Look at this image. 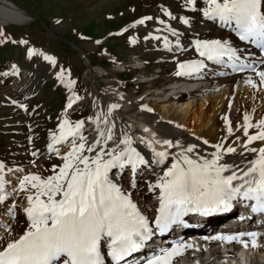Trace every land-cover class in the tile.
<instances>
[{
	"label": "bare ground",
	"instance_id": "obj_1",
	"mask_svg": "<svg viewBox=\"0 0 264 264\" xmlns=\"http://www.w3.org/2000/svg\"><path fill=\"white\" fill-rule=\"evenodd\" d=\"M235 1L158 0L159 5L150 17L152 26L144 37L145 47L163 55L159 61H167L169 68L146 73V60L135 53L133 63L140 74L136 78L140 80L137 85L144 88L143 92L126 95L118 87L107 85L102 88L95 74L101 68L95 69L87 62L89 77L93 80L86 95L89 102L86 98V102L78 100L69 88L58 132L47 135L48 140L43 147L32 146V150L25 151V170L30 174L33 171L42 173L56 158L55 154L64 146L72 145L73 151L65 158V164L59 167L58 173L33 197L21 198L8 192L0 172V199L6 197L8 202L7 206L0 205V255L36 229L37 225L31 222V214L37 209L44 216L45 224H55L69 216L80 220L90 212L100 221L107 204L116 207L117 212L128 220H149L155 213V203L159 201L161 192L169 184L203 191L206 184L214 182L222 173L264 158V63L260 64L251 49L237 43L231 28H225L231 23L226 10L233 7ZM261 1L264 18V0ZM28 18L11 3L0 0V26L20 25ZM147 25L141 22L135 24V28H146ZM213 40L227 42L236 56L234 61L245 62L252 71L233 74L225 67V62L205 61V45ZM12 76L13 84L21 95L25 97L34 93V85H28L17 74ZM4 80L1 76L0 83ZM159 84H163L162 87ZM237 86L251 88L250 103L238 101ZM221 89L223 94L215 99L212 106L211 135L207 139L197 138V135L208 126L209 119L204 122L200 115L195 114L189 124L185 116H178L179 128L146 111V107L152 109L148 101L154 105L178 104L186 97L194 98ZM85 103L91 109L90 119L71 127L68 116L84 107ZM64 127L66 132H62ZM210 138L211 141L208 140ZM0 167V171L10 170L5 162H1ZM112 167L115 168L114 173L121 172L126 176L120 173L115 179L108 173ZM22 168L16 166L10 170L11 174L16 172L18 174L15 175L21 176ZM132 168L135 172L131 171ZM141 171L144 177L138 180ZM132 173L136 178L133 181ZM233 213L230 220L238 216L244 220L254 218L244 204L234 206ZM188 222L190 229L184 232L187 233L184 240L202 237L205 241H192L187 248L182 244L169 245L157 255L143 259L137 257L133 263L128 261L126 264H197L188 262L193 258L198 259V264H203L198 256L203 250L208 258L204 264H237L225 250L226 247H237L241 238H250L248 246H239L242 254L249 251L247 255L263 259L264 222L243 227L236 222L230 232L235 239L231 242L225 240L221 256L216 259H209L211 250L215 249L212 246L219 243L216 238L221 234L216 228L211 229L216 225L214 219L194 215ZM262 240L260 246L258 242ZM243 257L249 260V256L244 254ZM250 264L264 262L254 260Z\"/></svg>",
	"mask_w": 264,
	"mask_h": 264
},
{
	"label": "rangeland",
	"instance_id": "obj_2",
	"mask_svg": "<svg viewBox=\"0 0 264 264\" xmlns=\"http://www.w3.org/2000/svg\"><path fill=\"white\" fill-rule=\"evenodd\" d=\"M5 1L19 11H24L29 18L20 25L0 26V77L11 72L14 66H19V75L26 79L27 83H31L30 73L36 75L38 81L34 87L38 94L24 98L26 113L0 106V163H7L10 170L16 166L24 168L21 176L15 175L18 174L16 172L12 175L10 170L0 172L7 189L16 197H33L32 195L58 173L59 167L65 164V158L73 151L72 145L64 146L42 173L33 171L30 174L29 170H25V151L32 150V146L43 147V144L47 143V135L52 136L60 127L69 82H75L74 93L79 100L87 99L89 102L86 95L90 92V83L93 82L89 77V65L95 69L101 68L100 71H95V74L102 88L107 85L118 87L117 89L123 90L126 95L144 91V88H140L142 86L137 85L140 82L137 80L140 74L139 70L135 69L137 65L133 63L135 53L146 60V73L169 67L167 61H159L164 58L163 55L145 47L144 37L147 29L152 26L149 24L150 17L159 5L158 0ZM144 16H148L145 21L147 27L136 29L135 24L141 23L139 21ZM134 40L137 42L133 43ZM30 46L48 49L58 59L56 67L51 69L32 56ZM5 90L2 86L1 91ZM222 94L221 89L194 98L186 97L178 104L166 102L154 105L151 101L148 103H151L152 115L168 125L180 128L178 116H185L189 124L191 118L196 115H200L204 122L208 121L206 119L212 121V106L216 103L215 99ZM250 95L251 88L236 87V98L242 104L250 103ZM7 96L18 100L15 91ZM187 104L189 105L186 106ZM90 117L91 109L88 108V103L68 116L73 127L81 121L89 120ZM210 125L211 122L200 130L197 138L199 136L207 139L211 135ZM208 140L211 141V138ZM198 256L200 257L201 253Z\"/></svg>",
	"mask_w": 264,
	"mask_h": 264
}]
</instances>
